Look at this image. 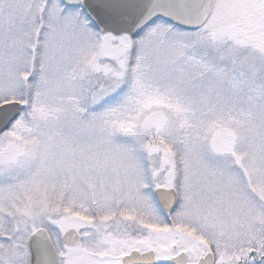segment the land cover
Returning a JSON list of instances; mask_svg holds the SVG:
<instances>
[{
	"label": "snow or ice",
	"instance_id": "obj_1",
	"mask_svg": "<svg viewBox=\"0 0 264 264\" xmlns=\"http://www.w3.org/2000/svg\"><path fill=\"white\" fill-rule=\"evenodd\" d=\"M0 264H264V0H0Z\"/></svg>",
	"mask_w": 264,
	"mask_h": 264
}]
</instances>
